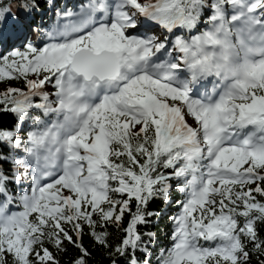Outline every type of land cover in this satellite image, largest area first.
Instances as JSON below:
<instances>
[{
	"label": "snow or ice",
	"instance_id": "6c2138e0",
	"mask_svg": "<svg viewBox=\"0 0 264 264\" xmlns=\"http://www.w3.org/2000/svg\"><path fill=\"white\" fill-rule=\"evenodd\" d=\"M0 115V264H264V0H0Z\"/></svg>",
	"mask_w": 264,
	"mask_h": 264
},
{
	"label": "trees",
	"instance_id": "16d2710c",
	"mask_svg": "<svg viewBox=\"0 0 264 264\" xmlns=\"http://www.w3.org/2000/svg\"><path fill=\"white\" fill-rule=\"evenodd\" d=\"M67 1V3L70 5V3L71 2H74L75 0H66ZM77 1V0H76ZM58 2H60V3H63V2H65V0H58ZM13 121V118L10 116V115H0V122H3V123H5V124H9V123H11ZM164 205L161 203V204H159L158 205V207H163ZM155 207V206H154ZM174 210H175V207L173 206L172 207V209H171V211H173L174 212ZM160 228L161 229H163L164 228V224L162 223L161 225H160ZM155 230V229H154Z\"/></svg>",
	"mask_w": 264,
	"mask_h": 264
}]
</instances>
